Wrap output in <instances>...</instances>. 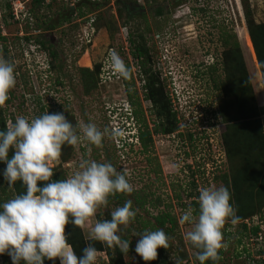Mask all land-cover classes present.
Listing matches in <instances>:
<instances>
[{
	"label": "rangeland",
	"instance_id": "obj_1",
	"mask_svg": "<svg viewBox=\"0 0 264 264\" xmlns=\"http://www.w3.org/2000/svg\"><path fill=\"white\" fill-rule=\"evenodd\" d=\"M31 1L10 0L9 12L14 17L8 16L7 9L4 14H0V36L4 37L0 41V48L5 50V56H0L14 64L16 78V85L10 90L9 99L2 106L9 120L6 126L14 123L18 116L31 120L46 112L63 111L74 126L78 122L94 123L101 131L108 128L111 132L107 114L110 108L112 113L117 114H121L122 109L130 108L133 117L129 101L130 98L135 99L136 94L131 85V89L127 87V91L121 87L117 78L101 82L100 76L96 75L95 86L85 90L80 71H93L97 65L101 69L110 47L119 51L122 58L118 48H123L124 32H128L134 40L135 34L142 37L148 51V66L151 65L155 72H160L162 79L167 77L165 62L168 61L167 71L173 73V80L169 82L166 79L168 84L165 86H169L165 87L167 96L173 90L178 93L183 80H191L189 92L194 95L195 106L186 108L183 112L182 108L178 111L176 100L171 103L175 131L168 135L152 132L151 142L146 148L138 144L122 151L110 134L104 136L100 146L81 138L75 146L66 144L63 154L50 166L63 179L77 171L84 160L111 163L118 172L126 171L128 174L133 192L114 194L118 197V203H115L114 195H110L108 204L100 206L84 227H79L85 242L92 240L91 230L98 220L110 219L111 211L122 207L127 200H131L132 204L134 199L142 200L143 210L132 206L136 212L134 220L126 226H119L117 234L129 241L130 247L135 249L136 242L140 239L136 234L148 230V227H143L145 222H152V216L159 212H169L174 217L176 226L168 235L171 238L168 249H157L158 257L153 261L154 264H174L183 255L185 259L180 260L183 264H196L193 261L195 253L189 248L191 243L185 239L191 225L180 222L182 213L189 208L191 201L199 207V189L210 186H225L229 189L232 174L246 166L244 159L240 161L238 155L231 153L227 156L225 153L226 135L223 134L228 121L237 116V98L244 97L246 83L241 78L239 83L234 80L232 95H229L230 92L227 94L226 90L221 91L225 76L218 64L223 50V33L235 34L254 106L264 110V83L254 53L247 50L246 43L249 42L251 48L252 44L239 0H168L169 8L166 11L169 13L164 18H157L154 16V7L137 0H43L38 8H33ZM163 1L155 0L149 4L158 5ZM246 2L249 24L264 23V0ZM136 5H142L140 8L144 10V14L137 10L132 13ZM119 9L130 14L125 16ZM164 10L162 7V11ZM90 18H94L98 29H94L88 45L74 48L75 34L87 32L86 22ZM173 23L175 28L181 27L177 29L179 34L175 39L166 41ZM169 50L171 51L167 52ZM254 61L256 65L253 64ZM201 63L215 64V75L207 77L202 69L195 74V66ZM131 73L134 71L130 69V76L126 80L130 79ZM123 91L126 95L128 93L129 100L124 98ZM123 99L125 101L121 106L120 100ZM184 99H180V106ZM136 100L139 105V100ZM143 108H146V104L142 102L133 117L135 124H139L143 131L151 130L152 125L154 129L158 119H155L153 112L148 113L146 109L143 112ZM263 118L264 112L259 119ZM256 162H253V166ZM262 164L264 167V161ZM255 166L257 168L258 165ZM119 203L121 204L118 205ZM255 207L253 218L256 220L264 215V199L256 202ZM228 221L222 229L225 231L224 240H228V243L222 249L223 255L218 264H250L251 260L245 254L248 251L253 255L255 249L250 246L248 237H244V253L239 247H234L232 242L240 228L237 222L230 223L225 229ZM236 254L238 258H234ZM252 258L264 263L262 257ZM1 260L3 261L2 258ZM123 261L125 264H150L135 252L124 255ZM8 262L4 261L5 264ZM95 264H106L102 252H97Z\"/></svg>",
	"mask_w": 264,
	"mask_h": 264
},
{
	"label": "clouds",
	"instance_id": "obj_2",
	"mask_svg": "<svg viewBox=\"0 0 264 264\" xmlns=\"http://www.w3.org/2000/svg\"><path fill=\"white\" fill-rule=\"evenodd\" d=\"M108 62L121 77L127 79L130 76L129 67L116 50L109 51ZM165 67L166 79L170 82L173 73L167 71L168 61ZM14 70V64L0 56V106L9 99L8 94L16 85ZM190 81L183 80L178 93L173 90L168 96L170 107L174 100L178 111L182 108L185 112L186 108L195 106L194 95L189 92ZM182 98L185 99L180 106ZM106 134L112 137L121 135L119 130L109 132L105 128L101 131L94 123L78 122L74 126L63 111L46 112L31 120L18 116L14 123L8 124L6 131H0V161L6 163L4 179L9 187L20 181L26 189L23 194L0 205V255L8 254L12 264H21L22 261L23 264H44L45 259L55 261L57 258L59 264H95L98 250L88 244L83 255L78 257L68 242L66 226L72 223L83 228L100 206L108 204L110 195L131 194L134 189L128 174L118 172L111 163L84 160L67 179L53 181L54 172L50 165L60 158L65 143L75 146L83 138L100 146ZM135 136L137 139V131ZM10 149H14V153L9 159ZM38 182H44L43 186H38ZM230 200L231 194L225 186L203 187L199 189L198 217L191 207L181 215L180 222L191 225L185 239L200 250L196 257L200 264L209 259L219 260V251L227 247L222 229L229 219L233 224L239 220ZM135 216L132 201L127 200L122 207L111 211L110 219L98 220L94 224L90 238L109 247H118L127 254L130 243L117 233L119 226L128 225ZM258 220L264 228V215ZM136 236L140 239L136 242L135 253L145 262L156 260L157 249H168L171 239L163 229L145 230ZM174 264L183 262L176 260Z\"/></svg>",
	"mask_w": 264,
	"mask_h": 264
},
{
	"label": "trees",
	"instance_id": "obj_3",
	"mask_svg": "<svg viewBox=\"0 0 264 264\" xmlns=\"http://www.w3.org/2000/svg\"><path fill=\"white\" fill-rule=\"evenodd\" d=\"M146 5L151 6L149 3L153 2L155 0H143ZM163 1V0H162ZM43 0H32L31 4L33 8H38L39 5H42ZM241 8H242V14L244 15V20L246 21L247 26V33L249 35L252 48L250 43H246L247 50L250 51L251 54L254 53L256 63L258 65L261 78L264 83V23H258L256 25H253L252 23L249 24V11L247 7L246 0H239ZM9 6H10V0H0V11L1 14H4V10L7 9L8 16L10 15L11 18L13 16L9 12ZM120 10V9H119ZM121 12L125 13V16H128L130 12L124 10H120ZM119 11V12H120ZM4 12V13H3ZM154 15H160L162 13V6H155L154 7ZM16 21V20H15ZM92 26L95 30L98 29L97 24L95 23V20L93 18ZM112 32V31H111ZM127 36V44L130 51V54L132 57H140L143 58L144 61L147 63L149 62L148 59V51L145 48L143 44V39L140 35L135 34L136 40H134V37H131L128 32H126ZM4 37L0 36V41L3 40ZM236 36L234 33H223L221 35V41L223 45V50L221 51V59L220 63L218 64L221 68L222 73H224L225 78H223V82L221 85V91L225 92L229 95H232V87L234 86V80L239 83L240 78L246 83L245 90L243 95L244 97H238V104H239V110L237 113V116L232 118L228 121L227 129L225 127V131L223 135H226L224 146H225V153L227 156L234 154L238 155L240 158L239 160H243L245 162L244 169L241 171H236L232 174L231 177V184L230 188L228 189L231 194V205L236 210V215L239 217L238 227L240 228V231L235 234V239L232 243H234V247H239L241 249V252H245L246 242L244 241V237L249 236H255L257 233L256 227L247 228L244 224V220L251 219L253 217L255 211H256V202L259 203L261 199H264V167H262V162L264 161V118L259 119L260 116L263 115V108H256L253 103V99L250 95V85L248 84V80L246 79V73L244 64L238 49V46L235 42ZM39 45L42 46V43L39 42ZM225 47V48H224ZM111 48V47H110ZM253 49V52H252ZM0 54H3L5 56V50L4 48H0ZM51 57L54 58V54L51 53ZM255 61L253 62L254 65H256ZM206 72L207 77L213 74L215 75L217 67L215 64H204L201 63L200 65L195 66V74L201 72ZM82 73V79L85 85V90L91 89L95 86V79L96 75L99 72V66H95L94 70L88 71V70H80ZM214 79V78H213ZM229 83V84H227ZM226 86V87H225ZM225 87V88H224ZM147 94L145 98H148L152 101L154 106V115L155 118L158 119V123L153 129L154 133L158 134H170L171 132L175 131L174 123H175V117L173 113L171 112L169 102L167 99H165L164 95H160L159 88L151 85H147ZM239 92V89H238ZM255 111H257L255 113ZM225 110L223 109V113ZM7 117L5 115L4 109L2 106H0V131H6L7 126ZM9 121V120H8ZM138 142L141 145L142 148H146L148 144H150V134L147 131V129H144L142 133H139L137 136ZM65 143L62 146L61 154H63L64 150L67 148ZM14 153V149H10L9 151V159ZM239 161V163H240ZM257 161L254 166L253 162ZM216 164H214L215 166ZM258 165L257 168H255ZM241 166V165H240ZM216 167V166H215ZM6 168V163L3 161H0V205H2L7 200L13 198L14 196L18 194H23L26 189L22 182L17 181L12 187H9L7 181H5L3 172ZM219 167L215 170H218ZM54 174L51 178L53 181L62 180L63 177H61L60 174L55 172L53 170ZM2 179V180H1ZM44 182H38V186H43ZM118 197L114 195V199L116 200L115 203H118ZM141 202L142 200L138 201L134 199V202L132 206H135L139 210L143 208ZM119 203L118 205H120ZM123 205V204H122ZM189 207H191L194 212L193 214L197 216L199 214V207L197 203L190 202ZM2 210V208H0ZM133 210V207H132ZM143 210V209H142ZM71 219V218H70ZM152 222H145L143 227H148L149 231H155L158 229H163L167 235L171 233V231L175 228L176 223L174 217L169 212H159L158 214L152 216L151 218ZM231 220L229 219L227 226L225 229L230 226ZM166 225L168 227H166ZM223 235L225 231H222ZM66 234H68V242L72 245L76 255L78 257L83 255V249L88 245L92 244L98 252H102L106 258V264H125L123 261V256L126 255L125 253H122L118 247H109L104 243H101L99 241L90 240L86 241L82 237L80 228L75 226L72 223H69L66 226ZM227 234V233H226ZM121 239L126 240L124 237ZM225 244L228 243V240H224ZM189 248L191 251L195 253L193 256V261L196 264H200V261L196 258L199 249L192 246V244H189ZM135 252V249L129 248V253ZM224 252V251H223ZM248 254V251L246 252ZM264 253L263 251H255V255H262ZM222 249L219 251V257L220 259L217 261H212L211 259L204 261V264H218L221 261L222 258ZM185 255H183L180 260H184ZM238 254L234 256V258H238ZM3 259V261L1 260ZM8 260V264H12V259L8 254H2L0 255V263L5 264L4 261ZM150 264H154L153 261L149 262ZM260 263H262L260 261ZM23 264V261L21 262ZM44 264H58V260L50 261L45 259Z\"/></svg>",
	"mask_w": 264,
	"mask_h": 264
},
{
	"label": "built area",
	"instance_id": "obj_4",
	"mask_svg": "<svg viewBox=\"0 0 264 264\" xmlns=\"http://www.w3.org/2000/svg\"><path fill=\"white\" fill-rule=\"evenodd\" d=\"M63 1H67V0H63ZM86 2H94L96 0H85ZM138 2L140 0H137ZM11 4V3H10ZM12 6V5H11ZM1 14V11H0ZM12 15V12H11ZM14 17V16H13ZM92 21L93 19L90 18L88 20V23L86 22L88 29L87 32L82 34H75L74 36V48L78 47V46H86L89 44L90 42V37L91 34L95 31L94 27L92 26ZM1 28V26H0ZM90 30V31H89ZM122 39L124 40L123 42V48L121 46V48H118L121 51L122 54V59L124 60L125 64L128 65L130 67L131 70H133V68L135 69L137 66V61L134 57L131 56L129 48H128V44L126 42L127 40V36H126V32H124V34L122 35ZM80 47V48H81ZM109 50H113L112 48H109ZM119 54V51H118ZM102 69V71H101ZM100 69L99 67V72H98V76H100V80L105 81V80H111L112 78H117L119 81L122 79V77L120 75H118L117 73H115L112 69H111V65L108 62V53H107V60H105L104 64H102V68ZM133 73H131L132 75ZM130 108H125L123 110V112L121 114H117V113H112V108H110L107 112L108 114V119H109V125L111 128V131L113 130H119L121 135L118 137H113V142L117 144L118 149L120 151H122L123 149H130V145H138L137 143V139H136V127H135V121L132 117V114L130 113ZM120 118H117V117ZM124 153V151L122 152ZM244 224L246 225L247 228H251V227H258V231L256 233L255 236H249L248 238V242L251 243L250 246L253 247L255 249V251H262L264 250V233H263V228H262V222L258 220V218L255 220L253 217H251V219H246L244 220ZM255 251L253 252V255L250 254L248 257L251 260L250 264H261L260 261H256L254 260L252 257L256 256L257 259H259L260 257H262V261H264V253L260 256L255 255ZM264 264V263H263Z\"/></svg>",
	"mask_w": 264,
	"mask_h": 264
},
{
	"label": "flooded vegetation",
	"instance_id": "obj_5",
	"mask_svg": "<svg viewBox=\"0 0 264 264\" xmlns=\"http://www.w3.org/2000/svg\"><path fill=\"white\" fill-rule=\"evenodd\" d=\"M143 0H140L139 2L141 3ZM159 1V0H158ZM165 1V2H164ZM163 2H161V4H155V5H153L154 7L155 6H162L165 10L164 11H162V13L160 14V15H154V16H156L157 18H160V17H162V18H164V17H166L167 15H168V13L169 12H167L166 11V9L167 8H169V7H167V2H168V0H164ZM151 3V2H150ZM163 3V4H162ZM151 5V4H150ZM140 6H142V5H136L135 7L136 8H134L133 10H132V13H134L136 10L139 12V13H142V14H144V10L142 9V8H140ZM136 11V12H137ZM184 23H186V21H183ZM181 27H178V28H175V23H173V26H172V28H171V30L169 31V33H170V36H167V40L166 41H171V40H173V39H175L176 37H177V35L179 34V32H178V30L177 29H180ZM181 56H183V55H181ZM136 59V61H137V66H136V68L135 69H133V71H134V73L131 75V77H130V79L129 80H126L125 78H123L122 77V79L120 80V85H121V87L125 90V88H126V90H127V87L129 88V89H131L130 88V86L129 85H131L132 86V90H133V92L136 94V98L135 99H132V98H130V101H129V103L132 105V109H133V111H132V113H133V117H135L136 116V114H137V109L139 108V105H141V103L143 102V103H145L146 104V111L148 112V113H150V112H154V106H153V103H152V101L150 100V99H148V98H145V96H146V94H147V85L149 84L150 86L152 85L153 86V88H155V87H158L159 88V93H160V95L162 94V95H164V97H165V99H167V100H169L168 99V96H167V92H166V90H165V87L167 88V87H169L168 85L167 86H165V84H168L167 83V81H166V79H165V77L162 79V77H161V75H160V72H155L153 69H152V66L151 65H149L148 66V64L150 63V62H145L144 61V59L142 58H140V57H136L135 58ZM179 59H180V57H179ZM128 91V90H127ZM123 93H124V98L127 100H129V95H128V93H127V95H126V92L125 91H123ZM125 99H123V100H120L121 101V106H123V102L125 101ZM136 99H138L139 100V102H140V104L138 105V103H137V100ZM169 102V101H168ZM140 107H142V106H140ZM144 109V108H143ZM145 109H144V111L143 112H145ZM153 116H155L154 115V113H153ZM156 119V118H155ZM136 121V120H135ZM156 124H157V122H156ZM143 127H144V123H143ZM153 127H154V125H152V127H151V130H148V132L150 133V135H152V132H153ZM136 129H137V135L139 134V133H142L143 132V130L142 129H140V127H139V124H136ZM140 145V144H139Z\"/></svg>",
	"mask_w": 264,
	"mask_h": 264
},
{
	"label": "crops",
	"instance_id": "obj_6",
	"mask_svg": "<svg viewBox=\"0 0 264 264\" xmlns=\"http://www.w3.org/2000/svg\"><path fill=\"white\" fill-rule=\"evenodd\" d=\"M57 260L59 261V259L57 258Z\"/></svg>",
	"mask_w": 264,
	"mask_h": 264
}]
</instances>
